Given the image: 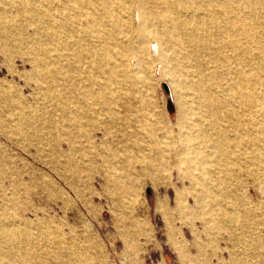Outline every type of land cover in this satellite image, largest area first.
Returning <instances> with one entry per match:
<instances>
[{
	"label": "rangeland",
	"instance_id": "obj_1",
	"mask_svg": "<svg viewBox=\"0 0 264 264\" xmlns=\"http://www.w3.org/2000/svg\"><path fill=\"white\" fill-rule=\"evenodd\" d=\"M31 5L0 0V264L256 263L263 171L234 167L231 197L202 207V188L186 167L153 146L168 136L179 141L192 92L156 49L158 26L141 32L136 13L120 31L124 44L116 46L142 48L146 68L127 54L128 69L116 70L136 84L115 92V108L130 120L115 126L80 96L111 68L90 69L76 42L41 24ZM67 63L72 70H63ZM233 209L241 215L232 221Z\"/></svg>",
	"mask_w": 264,
	"mask_h": 264
},
{
	"label": "bare ground",
	"instance_id": "obj_2",
	"mask_svg": "<svg viewBox=\"0 0 264 264\" xmlns=\"http://www.w3.org/2000/svg\"><path fill=\"white\" fill-rule=\"evenodd\" d=\"M30 11L41 24L62 29L76 42L90 69L111 68L110 74L84 84L80 96L92 101L87 105L100 106L115 126L130 122L115 108V92L136 84L129 75L118 77L116 70L128 69L127 54L144 66L137 56L142 48L116 46L124 44L120 31L133 23L136 13L141 32L158 26L156 49L192 92L187 95L191 107L181 117L179 141L168 136L153 146L160 154H171L175 165L186 167L190 180L202 188V207L211 197H231L234 167L249 164L253 173L263 171L264 179V0H32ZM60 52L65 56L68 47L62 45ZM72 68L71 63L63 66L64 71ZM87 105L78 119L83 133ZM84 141L83 135L82 147ZM228 211L230 220L239 219L240 212ZM259 236L255 242L260 255L254 264H264Z\"/></svg>",
	"mask_w": 264,
	"mask_h": 264
},
{
	"label": "water",
	"instance_id": "obj_3",
	"mask_svg": "<svg viewBox=\"0 0 264 264\" xmlns=\"http://www.w3.org/2000/svg\"><path fill=\"white\" fill-rule=\"evenodd\" d=\"M163 89L166 92V94H169V89L166 84H163ZM169 107H170V104H169Z\"/></svg>",
	"mask_w": 264,
	"mask_h": 264
}]
</instances>
